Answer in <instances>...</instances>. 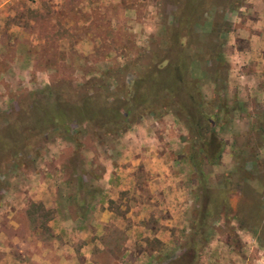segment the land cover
I'll return each instance as SVG.
<instances>
[{
  "label": "rangeland",
  "instance_id": "1",
  "mask_svg": "<svg viewBox=\"0 0 264 264\" xmlns=\"http://www.w3.org/2000/svg\"><path fill=\"white\" fill-rule=\"evenodd\" d=\"M161 2L0 0V111L47 85L50 75L82 82L109 66L130 67L139 49L160 38L162 22L171 23L172 6L161 8ZM210 28L208 20L195 26L201 40L214 35ZM229 29L218 51L229 64L224 84L199 77L201 63L193 72L201 79L206 111L224 100L236 105L220 115L216 128L225 141L220 163L203 166L213 181L232 170L235 145L250 150L264 171V148L254 146L250 131L253 114L264 112V94L243 92L242 79L229 77L239 62ZM81 133L49 138L0 175V264L168 263L186 240L196 208V177L177 158L187 143L182 121L170 110L160 117L145 112L116 134L82 143ZM73 154L81 158L77 166L68 162ZM78 175L87 184L86 192L79 189L87 198L79 221L70 201ZM111 179L113 188L106 183ZM104 205L113 220L99 219ZM202 238L196 264H264L254 234L231 217L214 219Z\"/></svg>",
  "mask_w": 264,
  "mask_h": 264
},
{
  "label": "trees",
  "instance_id": "2",
  "mask_svg": "<svg viewBox=\"0 0 264 264\" xmlns=\"http://www.w3.org/2000/svg\"><path fill=\"white\" fill-rule=\"evenodd\" d=\"M162 1L161 8L165 3L172 6L168 12L171 23L162 22L160 38L139 49L130 67L126 62L109 66L82 82L50 75L44 87L11 99L6 110L0 111V175L8 165H19L21 160L35 155L39 145L49 138L67 139L81 131L82 143H86L125 130L145 112L160 117L170 110L188 130L187 143L177 158L184 159L196 177L197 191L191 230L178 254L165 264H196L203 232L214 219L223 221L226 217L251 231L264 249V171L257 170L263 163L259 164L250 150L235 145L231 150L235 162L232 170L215 181L203 170L204 165L220 163L225 141L216 128L221 125L220 115L233 111L236 105L224 100L206 111L199 77L213 86L224 84L229 64L218 51L230 31L225 15L243 0ZM204 20H208L214 35L209 33L201 40L195 26ZM196 64L202 65L199 77L193 74ZM253 116L251 139L254 146L264 148V112ZM80 159L73 154L68 162L77 166ZM75 179L78 187L70 201L77 205V215L87 203L79 189L86 192L87 184L79 175ZM249 180H254L260 189ZM2 189L0 179V194Z\"/></svg>",
  "mask_w": 264,
  "mask_h": 264
},
{
  "label": "crops",
  "instance_id": "3",
  "mask_svg": "<svg viewBox=\"0 0 264 264\" xmlns=\"http://www.w3.org/2000/svg\"><path fill=\"white\" fill-rule=\"evenodd\" d=\"M225 16L235 31V37L232 41V43H235L233 52L239 61L237 65H233L235 67L234 74L231 71L233 67L230 68L229 77H236V79L240 77L242 79L243 84L238 88L243 92L264 94V0H243L239 7L232 9ZM111 180H107L106 183L113 188L114 184ZM100 185L102 188L105 187L103 186L104 182ZM147 186H150L149 182ZM83 211H79L76 217L74 216L77 221L83 219L81 214ZM99 212L101 221H104L102 220L103 217L105 220L108 218L114 219L113 212L105 205ZM76 219H73V221ZM96 222L99 223L100 221ZM128 229L125 230V235L129 233ZM80 251H84V249L82 248Z\"/></svg>",
  "mask_w": 264,
  "mask_h": 264
}]
</instances>
